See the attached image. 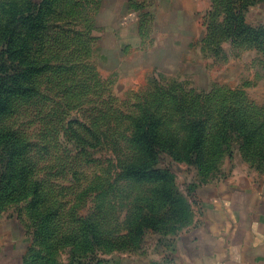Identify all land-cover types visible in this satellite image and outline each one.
I'll return each mask as SVG.
<instances>
[{
    "label": "rangeland",
    "instance_id": "374dc122",
    "mask_svg": "<svg viewBox=\"0 0 264 264\" xmlns=\"http://www.w3.org/2000/svg\"><path fill=\"white\" fill-rule=\"evenodd\" d=\"M28 1L0 0V55L11 52L0 58L8 78L0 135L16 140L8 148L0 140V221L50 264H175L179 239L208 213L207 196H255L252 185L264 187V45L222 75L233 90L175 95L97 68V10L83 0H31L46 1L44 23L17 22L7 48L9 18ZM259 13L251 15L257 24ZM110 59L102 67H114ZM147 118L159 142L150 152L139 136ZM10 148L22 151L13 157Z\"/></svg>",
    "mask_w": 264,
    "mask_h": 264
},
{
    "label": "crops",
    "instance_id": "0c3cea01",
    "mask_svg": "<svg viewBox=\"0 0 264 264\" xmlns=\"http://www.w3.org/2000/svg\"><path fill=\"white\" fill-rule=\"evenodd\" d=\"M83 2L93 14L97 10L98 27L92 29L90 38L98 49L97 68L119 81L145 78L148 88L175 95V88L195 93L218 86L233 90L222 75L245 53L262 49L246 41L248 33L240 34L236 28L242 23L264 28L262 20L257 24L251 17L254 11L264 15V0ZM105 57L114 59L107 63L115 66L102 67ZM243 181L240 178L239 183ZM252 186L255 196H207L208 213L198 229L181 236L180 254L172 262L264 264V187ZM3 221L0 264H42L43 254L37 250L40 258L34 256L32 242L19 239Z\"/></svg>",
    "mask_w": 264,
    "mask_h": 264
},
{
    "label": "trees",
    "instance_id": "16d2710c",
    "mask_svg": "<svg viewBox=\"0 0 264 264\" xmlns=\"http://www.w3.org/2000/svg\"><path fill=\"white\" fill-rule=\"evenodd\" d=\"M40 4H35L33 3V1L29 0L27 2V7H26V10L25 12H17L16 15L14 16H11L9 18V21H8V24L6 26V29H5V33H4V37H5V41H6V44H7V48H10V44H11V40H12V33L15 31L16 27H17V22H21L23 24H35L38 26H40L41 23H44V20H43V15H42V12H43V8L46 9V1L45 2H42V4L40 5V7H38ZM38 7V9L35 10V7ZM42 9V10H41ZM237 32L242 34V33H248L249 36L246 37V41H248L250 44L252 45H260L262 46V44L264 45V28L261 27V26H257V27H251L249 25H246L244 23L242 24H239L236 28ZM5 54H9L8 57H10L11 55V52L10 50H5L4 52L1 53L0 55V58L1 60L3 59L4 55ZM0 71H2L3 75H4V71H5V67L4 65H1L0 66ZM25 72V71H23ZM28 72H30V70H28L27 72L25 73H17L16 74V78H24L23 76H25ZM7 80L8 78L4 77V76H0V114H3L7 111V106H8V99L4 96L5 93H7V91L5 90L6 86H8L7 84ZM15 82V81H14ZM19 86H16L17 88V94H25L28 92V88L24 85H22L21 81L20 83H18ZM150 122L148 125V128L147 130L145 129H142V131L140 132L139 136H141L143 138V144L142 146L144 147V149L147 151V152H150V151H154L153 148L155 146L158 145V140H157V130H156V126H157V123L154 122L153 119L151 118H147ZM245 123L244 122H240V125L243 126ZM197 137V141L195 143L194 146H197L199 145V147L202 145V142L204 140V131H203V128H202V125L199 123V126H197V131H196V134H195ZM242 139V142H245V143H250V139L249 137L245 134L244 136L241 137ZM2 139H6V141L4 142V148H8L10 146H13L16 144V140L14 141V135L9 133V132H5V133H2L0 135V140ZM19 141V140H18ZM245 145V144H243ZM3 148V149H4ZM155 149V148H154ZM22 151V149L20 148H10L9 150H7V152L9 154H11L13 157L16 156L17 153H20ZM5 161L4 160H1L0 161V164H3ZM6 178V174L5 173H1L0 174V186L2 185L3 183V179ZM32 244H31V248L30 250L33 248V245H34V242L31 241ZM31 253H33L34 256H38L39 253H35L31 250ZM42 254V253H40ZM40 256H43L41 257V259H43L42 261V264H50V258H48V256L46 255H40ZM38 258H40L38 256ZM87 259L85 257H80V258H71L69 264H90V263H87L86 262ZM89 262V261H88Z\"/></svg>",
    "mask_w": 264,
    "mask_h": 264
}]
</instances>
